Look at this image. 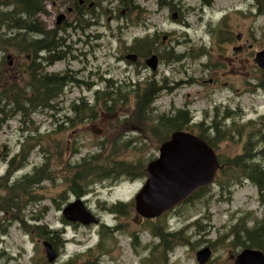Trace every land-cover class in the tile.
Segmentation results:
<instances>
[{"label": "rangeland", "instance_id": "obj_1", "mask_svg": "<svg viewBox=\"0 0 264 264\" xmlns=\"http://www.w3.org/2000/svg\"><path fill=\"white\" fill-rule=\"evenodd\" d=\"M160 1L136 0L140 7L134 12L125 0H104L96 10L101 35L95 46L70 47L65 59L51 66L38 59L43 73L63 75L84 69L79 79L111 78L112 89L121 88L130 96L113 111L105 112L97 104L96 118L75 125L65 121L73 116L72 106L82 101L95 105L96 89L105 88L103 81L92 88L69 84L55 101V110H38L29 118L8 112L0 126V179L10 178L0 183L28 186L35 180L33 190L39 200L29 203L23 214L27 219L42 216V223L59 232L64 246H54L59 257L48 262L43 245L48 239L27 231L19 222L9 223L14 221V211L0 210V230L7 229L0 237V264H200L197 252L207 246L212 256L205 264H236L244 248L233 244L232 226L245 216L249 227L264 219V194L248 179L224 189L214 182L208 191L155 219H145L135 209V196L148 178L147 165L159 156L161 146L137 120L135 84L140 92L152 81L163 87L154 103L153 118L187 109L193 120L190 132L197 135L201 132L198 123L204 122L206 127L221 123L233 134L215 148L217 154L234 158L250 148L255 161L264 166V70L255 62L256 53L264 49V0H213L210 5L204 0H166L164 5ZM55 17L53 12L47 15L49 21L54 22ZM133 46L142 52L139 61H120L127 50L135 51ZM238 46L242 48L235 53ZM152 54L159 56L156 71L141 65ZM27 55L16 46L0 45V83L8 75L18 87L28 81L26 67L31 59ZM206 133L214 136L210 130ZM36 134L44 145L23 161L22 145ZM75 148L79 153L73 152ZM89 153L96 154L100 164L132 168L134 174L123 173L116 183H93L84 196L77 197L70 189L75 170L71 166ZM15 157L11 167L9 162ZM27 175L34 176L24 179ZM14 193L24 194L13 188L0 192L3 197ZM79 198L100 218L98 224L83 225L64 218L63 209ZM25 202L23 199L22 204ZM120 203L132 205L124 213L108 209ZM166 226L171 232L191 227L181 240L183 245L167 254L163 249L152 254L146 247L158 244L160 238L153 236L151 228Z\"/></svg>", "mask_w": 264, "mask_h": 264}, {"label": "trees", "instance_id": "obj_2", "mask_svg": "<svg viewBox=\"0 0 264 264\" xmlns=\"http://www.w3.org/2000/svg\"><path fill=\"white\" fill-rule=\"evenodd\" d=\"M10 1L11 0H0V45L6 47L16 46L18 50L28 54L27 58L31 55L32 59L31 65L26 67L29 79L23 86L18 87L14 85V78L10 75L3 78L0 83V126H2L8 119V112L29 118L38 110L57 109L55 101L62 95L63 84L66 81V78L63 76L61 77L42 72L40 64L37 62L39 59L37 54L44 47L39 45H29L25 41V32H14V21L19 25L20 22H22V19H20V17H14L15 11L10 8ZM125 1L126 6L130 7L131 11L138 12L137 7L140 6L136 5V0ZM164 1L166 0H161L160 5H164L166 3ZM204 1L208 5L213 2V0ZM257 1L259 2L260 0ZM18 29L24 30L25 28L24 26H20L17 30ZM139 41L140 40L137 38L135 43L137 44ZM132 49L137 51L139 56H142V52L137 47L133 46ZM173 58L178 59L179 56H173L172 59ZM261 83L264 85V80ZM113 84L114 83H112L111 86ZM134 86L136 87V90H134L133 99L138 106L136 115L137 120L143 124L146 129H150L151 133L157 138L158 144H162L168 140L171 134L177 130L191 131L190 124L193 123V120L187 109L178 110L172 115L161 114L153 118L155 112L154 103L163 87L158 86L155 81H152L147 83L146 88L140 92L141 89L139 88V85L135 84ZM129 94L130 93L122 92L121 88H113L111 91H107L102 95L97 92L95 105H89V103L84 101L79 104H74L71 108L73 116L67 117L65 121L68 124L75 125L76 123L85 120H92L99 114L96 107L97 104H100L105 112L113 111L119 105L128 102ZM228 116L229 115L226 117ZM197 125L201 128V132L198 135L204 138L214 149L226 139L232 138L233 131L226 129L225 125L221 123L214 122L210 127L204 126V122H200ZM61 127L62 126H59L58 130H60ZM209 130L214 136H208L206 131ZM262 134H264V132ZM40 136V134H36L26 138L22 145V155H24L23 161H26L29 158L32 150L37 147L41 149V146L44 145L41 140H38ZM79 151L78 148L73 150L74 153H79ZM218 157L222 168L218 171L215 179L217 185L222 189L231 188L233 185L242 182V180L248 179L258 186L260 193L264 194V166L255 161L256 155L250 148H246L244 154L238 155L234 158H225L222 155H218ZM15 159L16 157L9 162L11 167H14L13 161H15ZM98 161L96 154L89 153L82 158L81 162L71 166V168H75V170L74 172L72 171V185L70 186V189L77 197L84 196L89 191L88 187L93 183L96 184L105 181L116 183L123 173H126L129 176L134 174L132 168L126 169L121 166L120 169L114 165L108 166L105 163L100 164ZM22 165H24V162L19 165V167L15 166L14 169L20 168ZM146 174L145 171L142 175L145 176ZM33 176L34 175H27L24 179H30ZM9 178L10 176H7L0 180L5 179V182H8ZM5 182L0 183V192L7 188H11V190L13 188L17 191L24 192L23 195L14 193L11 197H3L0 194V210L5 212L14 211V221L10 220L9 223L19 222L27 231H35L39 236L47 238L56 248L63 247L64 242L61 241L59 232L56 230H50L48 225L42 223V216L27 219L25 214H23V210L26 209L29 203L39 200V196L35 195L36 189L33 190L36 181H30L28 186H22L20 183H15L13 185L7 184L8 186H5ZM209 189L210 187L208 186L201 188L189 199H192ZM23 199L26 200L24 204H22ZM128 205L131 206L132 204L120 203L110 206L108 209L110 211H115L116 213H124V209ZM246 222L247 220L245 216L240 218L238 222L232 226L230 234L234 236L233 244L240 248L252 247L264 250V219L258 221V223L252 227L247 226ZM103 227L110 229L109 226ZM190 227L191 226L174 232L169 231L167 226L166 228H151L153 236L155 238H160V242L155 245L153 244L152 246H147L146 250L151 248L152 254H154L156 249H163L166 254L174 251L177 246L184 244L181 240L186 237ZM6 231V228H2L0 230V237H3L6 234ZM229 235H225L224 238ZM135 238H137V236ZM133 244L136 248V240L133 241ZM102 245L103 244H101V246ZM2 254L5 255V252H2Z\"/></svg>", "mask_w": 264, "mask_h": 264}, {"label": "water", "instance_id": "obj_3", "mask_svg": "<svg viewBox=\"0 0 264 264\" xmlns=\"http://www.w3.org/2000/svg\"><path fill=\"white\" fill-rule=\"evenodd\" d=\"M65 18L58 16V23ZM177 14H173V19ZM242 35H238L240 40ZM166 39V36L164 37ZM242 47L234 48V52ZM11 56L9 55L8 58ZM128 60L134 62L138 54L130 53ZM255 62L264 70V49L256 53ZM147 66L156 71L159 67V56L152 54L146 59ZM222 168L216 150L199 135L177 130L160 146L159 156L147 165L148 178L142 189L135 196V209L145 219H155L186 201L196 191L212 185L218 171ZM66 220L83 225L98 224L99 219L86 207L82 199L70 202L63 209ZM48 262L53 263L59 252L53 244L45 240ZM212 256L210 247L197 252L200 264L207 263ZM236 264H264V250L247 247L235 259Z\"/></svg>", "mask_w": 264, "mask_h": 264}, {"label": "flooded vegetation", "instance_id": "obj_4", "mask_svg": "<svg viewBox=\"0 0 264 264\" xmlns=\"http://www.w3.org/2000/svg\"><path fill=\"white\" fill-rule=\"evenodd\" d=\"M104 0H69L65 4V0H11V9L15 11L14 17L22 19L20 24L13 23L14 31L25 32V41L29 45H39L44 47L37 54L38 58L44 60L49 66L54 65L57 61L62 60L64 53L70 47L83 46H95L97 39L101 34L98 33V25L100 18L97 17L96 10L99 9ZM49 12L56 14L55 20L50 25V21L47 18ZM64 14L65 18L58 23V16ZM70 16L73 18V22H70ZM96 17L98 19H96ZM20 26H24V30L18 29ZM75 37V39H71ZM46 53V54H43ZM70 53V51L68 52ZM136 53L133 50H127V52L121 56L120 61H128V54ZM150 57V56H148ZM145 56L144 63L141 65L147 66ZM32 59V56H28ZM65 59V58H64ZM140 59L134 61L137 63ZM145 64V65H144ZM148 67V66H147ZM84 72V69H79L75 72L68 74L53 75L63 76L66 81L63 84V90L69 85L74 84L82 86L85 84L88 88L97 87L99 80L105 83V88L98 87L97 92H103L106 89H112V81L101 75L97 80L86 81L79 79L78 76ZM100 220V218H99Z\"/></svg>", "mask_w": 264, "mask_h": 264}]
</instances>
